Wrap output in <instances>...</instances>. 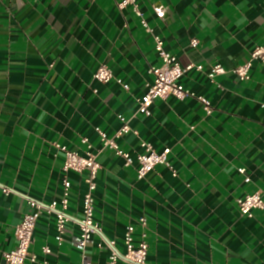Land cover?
<instances>
[{
    "label": "crops",
    "instance_id": "1",
    "mask_svg": "<svg viewBox=\"0 0 264 264\" xmlns=\"http://www.w3.org/2000/svg\"><path fill=\"white\" fill-rule=\"evenodd\" d=\"M120 1L0 0V185L11 190L0 187V264H8L3 253L16 244L28 198L60 202L64 177L65 240L55 239V214L42 213L30 247L37 259L27 264L81 263L75 238L85 173L64 170L63 149L90 151L101 165L94 191L101 230L85 249L89 264H107L108 241L124 252L128 224L138 241L141 216L147 264H264V212L241 215L236 202L256 191L264 198V63L254 61L247 80L232 73L264 44V0H138L166 49L194 65L179 82L211 102L209 115L198 99L174 96L155 99L149 115L139 111L160 61L152 36ZM100 64L113 72L107 83L93 79ZM217 64L227 72L209 78ZM120 117L131 128L117 138L121 148L135 157L143 140L157 152L169 147L168 165L138 179L137 164L105 148L97 128L114 137Z\"/></svg>",
    "mask_w": 264,
    "mask_h": 264
},
{
    "label": "built area",
    "instance_id": "2",
    "mask_svg": "<svg viewBox=\"0 0 264 264\" xmlns=\"http://www.w3.org/2000/svg\"><path fill=\"white\" fill-rule=\"evenodd\" d=\"M118 7L124 9L130 7L134 14L139 17L141 26L147 31L154 40V49L159 58V64L150 68V73L153 75L151 83L147 84L146 93L138 99L139 111L146 115L150 114L149 107L155 99H164L168 96H174L179 100H185L188 98L198 99L206 114L213 112L211 102L203 96H197L189 89L185 88L180 82V78L189 70L194 68V65L189 64L183 66L178 58L171 54L165 47L163 38L149 26L147 20L144 18L142 10L138 0H121L118 2ZM156 12L159 16L163 17L165 9L161 6L156 8ZM198 41L193 39L191 46L196 47ZM254 61L264 63V44L257 45L250 53L249 58L241 65L232 70L237 78L240 80H247L250 78V72ZM200 69V66H197ZM227 70L220 64L213 65L208 72L209 78L225 74ZM113 77L112 70L104 65L100 64L93 74V79L99 83H107ZM127 89V85H124ZM123 122L121 129L115 134L114 137H108L102 130L97 128L100 139L105 148L112 150L116 155L122 157L126 166H136V174L138 179L144 178L148 173L154 170L159 164H167V156L171 149L165 148L162 152H157L153 148L152 144L147 141H141L142 152L138 153L135 157H132L127 151L123 150L117 138H120L123 134H127L131 131L130 126L123 117H120ZM87 144L88 149L91 145L87 138L82 140ZM56 147L59 148L57 144ZM65 153L64 170L74 171L77 173H85L83 178L87 190L83 196V215L77 220L78 223V236L75 238V243L81 251V263L89 264L87 257L85 256V249L93 234L100 232V225L94 219L95 199L94 191L97 187L96 179L101 165L97 160L95 154L87 151L85 155H80L76 151L63 149ZM239 172L245 174V169H239ZM173 174L176 175L175 171ZM250 180L249 176L245 177V181ZM70 181L67 177L63 178L64 196L60 202L52 201L50 204H44L36 201L33 198H28L29 210L23 215L21 221L16 225L14 229V237L16 244L13 249L3 253V259L8 264H27V261H36L37 256L30 252V247L34 242V231L36 228L37 220L42 213L55 214V227H56V241L61 245L67 234V223L70 221V217L66 214L68 208V195L70 190ZM2 187V192L8 195L11 190L7 187ZM239 212L241 215L251 216L253 211L262 210L264 212V198L260 191L245 195L244 197L237 198L236 200ZM58 204L60 208H58ZM138 225L141 228L139 232V240H136V227L133 224H128L123 237L124 252H120L115 247V241H108L107 247L110 250L107 264H118L120 261H124L132 264H147L148 255V234L147 219L144 216L139 217ZM45 253H50L49 247H43Z\"/></svg>",
    "mask_w": 264,
    "mask_h": 264
}]
</instances>
